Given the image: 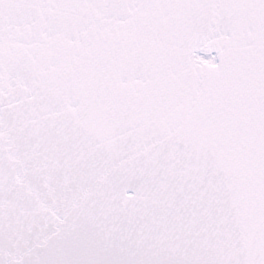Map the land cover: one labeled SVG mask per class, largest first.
Masks as SVG:
<instances>
[{
	"label": "snow or ice",
	"instance_id": "6c2138e0",
	"mask_svg": "<svg viewBox=\"0 0 264 264\" xmlns=\"http://www.w3.org/2000/svg\"><path fill=\"white\" fill-rule=\"evenodd\" d=\"M0 264H264V0H0Z\"/></svg>",
	"mask_w": 264,
	"mask_h": 264
}]
</instances>
